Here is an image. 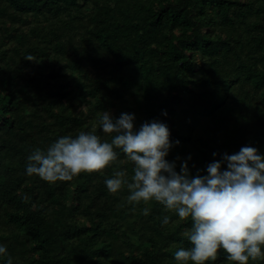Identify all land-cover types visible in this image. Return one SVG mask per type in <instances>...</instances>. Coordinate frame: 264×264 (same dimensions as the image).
I'll list each match as a JSON object with an SVG mask.
<instances>
[{"label":"trees","instance_id":"trees-1","mask_svg":"<svg viewBox=\"0 0 264 264\" xmlns=\"http://www.w3.org/2000/svg\"><path fill=\"white\" fill-rule=\"evenodd\" d=\"M105 110L166 122L177 171L206 174L245 145L264 154V0H0V243L13 264H177L190 246V219L108 190L116 170L133 174L119 149L71 180L27 174L31 151L61 135L110 139ZM226 257L208 264H238Z\"/></svg>","mask_w":264,"mask_h":264},{"label":"clouds","instance_id":"clouds-1","mask_svg":"<svg viewBox=\"0 0 264 264\" xmlns=\"http://www.w3.org/2000/svg\"><path fill=\"white\" fill-rule=\"evenodd\" d=\"M135 119V113L114 117L105 110L99 123L110 139L84 130L61 135L46 150L31 151L26 172L49 182L71 180L82 172L106 168L117 159L119 149L133 162V174L129 178L126 169H120L106 177L110 192L117 193L126 185L130 203L154 200L165 211L191 220V227L182 232L190 246L173 253L177 264H208L221 249L228 261L238 264L264 257V154L245 145L208 163L206 174L194 175L187 161L177 171L176 161L167 159L173 147L167 123L153 119L137 128ZM143 212L149 214L150 208L144 207ZM170 220L165 214L161 223L167 225ZM4 256L6 264H13L6 244L0 243V258Z\"/></svg>","mask_w":264,"mask_h":264},{"label":"bare ground","instance_id":"bare-ground-1","mask_svg":"<svg viewBox=\"0 0 264 264\" xmlns=\"http://www.w3.org/2000/svg\"><path fill=\"white\" fill-rule=\"evenodd\" d=\"M7 193V192H6Z\"/></svg>","mask_w":264,"mask_h":264}]
</instances>
